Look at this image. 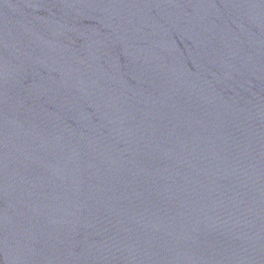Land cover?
I'll return each mask as SVG.
<instances>
[{
  "label": "water",
  "instance_id": "obj_1",
  "mask_svg": "<svg viewBox=\"0 0 264 264\" xmlns=\"http://www.w3.org/2000/svg\"><path fill=\"white\" fill-rule=\"evenodd\" d=\"M0 264H264V0H0Z\"/></svg>",
  "mask_w": 264,
  "mask_h": 264
}]
</instances>
